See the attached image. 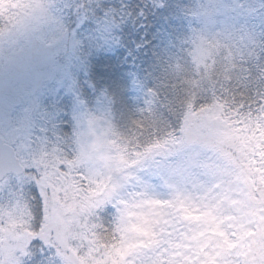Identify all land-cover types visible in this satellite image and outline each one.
Returning a JSON list of instances; mask_svg holds the SVG:
<instances>
[{"label": "snow or ice", "instance_id": "1", "mask_svg": "<svg viewBox=\"0 0 264 264\" xmlns=\"http://www.w3.org/2000/svg\"><path fill=\"white\" fill-rule=\"evenodd\" d=\"M46 17L44 0H0L10 31ZM191 45L172 69L184 93L178 129L156 131L145 116L120 132L89 116L74 154L42 148L28 159L0 140V188L27 175L42 211L37 229L20 197L0 203V264H37V242L61 264H264V40L226 26ZM158 157H177L164 164L169 198L122 191ZM109 203L118 217L105 227L97 212Z\"/></svg>", "mask_w": 264, "mask_h": 264}, {"label": "rangeland", "instance_id": "2", "mask_svg": "<svg viewBox=\"0 0 264 264\" xmlns=\"http://www.w3.org/2000/svg\"><path fill=\"white\" fill-rule=\"evenodd\" d=\"M82 1L44 0L47 17L39 24L15 31L6 29L5 24L0 27V137L12 143L22 159L30 158L42 148L52 147L64 150L65 154H74L79 147V134L87 129V117L112 119L110 102L105 95H100L88 106L82 96L66 85L73 73V81L78 76L79 63H82L77 56L78 28L84 18ZM193 5L186 22L180 21L173 30L167 29L162 34L163 53L173 67L185 62L194 33L208 28L243 29L254 43L264 40L261 30L264 0H193ZM71 14L74 19L76 15L75 23L70 18L69 23L66 22L67 15ZM183 26L185 35L181 34ZM183 44H187L186 55ZM125 81L129 90L123 93L120 88L123 98L137 94L139 99L147 101L145 88L138 83L137 77H125ZM175 159L177 157H158L137 168L122 191L145 190L156 198H169L174 188L168 182L164 164ZM10 192L29 205L35 218L41 202L34 181L27 175L11 176L9 185L0 188V203L7 202ZM105 208L115 214V222L118 212L114 203L104 205L97 216ZM40 214L41 222L42 211ZM40 222L34 223V227L38 229ZM33 255L38 258L37 264H61L58 258L53 259L43 242L34 245ZM31 260L30 255L24 264H31Z\"/></svg>", "mask_w": 264, "mask_h": 264}, {"label": "trees", "instance_id": "3", "mask_svg": "<svg viewBox=\"0 0 264 264\" xmlns=\"http://www.w3.org/2000/svg\"><path fill=\"white\" fill-rule=\"evenodd\" d=\"M81 4L84 18L78 28L77 56L82 63L75 80L73 73L66 83L67 88H73L88 106L105 95L110 102L111 123L120 132L131 131L133 121L145 116L150 117L156 131L178 129L182 122L179 100L184 93L172 76V63L163 53L162 34L187 21L193 0H83ZM67 16V23L69 18L76 22V15L75 19L72 14ZM3 24L0 19V27ZM262 24L264 35V21ZM182 33H186L184 26ZM183 47L186 55L187 44ZM186 62L187 58L183 64ZM129 76L137 77L147 101L153 100L151 113L147 101L137 94L129 99L120 94V88L123 93L129 90L125 81ZM40 208L34 213L35 224L40 222ZM98 218L107 227L114 223L115 214L105 208Z\"/></svg>", "mask_w": 264, "mask_h": 264}, {"label": "flooded vegetation", "instance_id": "4", "mask_svg": "<svg viewBox=\"0 0 264 264\" xmlns=\"http://www.w3.org/2000/svg\"><path fill=\"white\" fill-rule=\"evenodd\" d=\"M11 175V174H10ZM11 176H13V175H11ZM13 177H15V176H13Z\"/></svg>", "mask_w": 264, "mask_h": 264}, {"label": "water", "instance_id": "5", "mask_svg": "<svg viewBox=\"0 0 264 264\" xmlns=\"http://www.w3.org/2000/svg\"><path fill=\"white\" fill-rule=\"evenodd\" d=\"M0 140H2V139L0 138ZM13 174H15V173H13Z\"/></svg>", "mask_w": 264, "mask_h": 264}]
</instances>
